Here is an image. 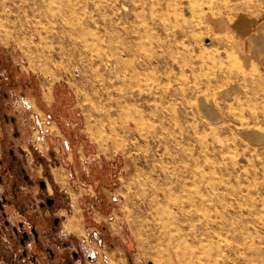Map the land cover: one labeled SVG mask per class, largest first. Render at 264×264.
Returning a JSON list of instances; mask_svg holds the SVG:
<instances>
[{
	"label": "rangeland",
	"instance_id": "obj_1",
	"mask_svg": "<svg viewBox=\"0 0 264 264\" xmlns=\"http://www.w3.org/2000/svg\"><path fill=\"white\" fill-rule=\"evenodd\" d=\"M263 15L264 0H0V108L21 120L13 133L7 122L0 160L46 148L41 80L67 85L89 146L82 163L60 151L31 176L53 207L72 206L69 264H175L169 247L189 264H264V71L235 29ZM96 167L110 174L106 213L84 200Z\"/></svg>",
	"mask_w": 264,
	"mask_h": 264
},
{
	"label": "crops",
	"instance_id": "obj_2",
	"mask_svg": "<svg viewBox=\"0 0 264 264\" xmlns=\"http://www.w3.org/2000/svg\"><path fill=\"white\" fill-rule=\"evenodd\" d=\"M219 25L220 23H218V26ZM235 27L242 36V45L245 55L248 57V61L257 64L259 68L264 71V15L254 20H244L242 18ZM2 68L10 71L0 58V69ZM36 85L38 93H33L32 98L41 111L50 113L52 118L51 124L54 125L55 130L44 137L42 146L46 145V148L43 150L32 145V148L27 149V151L24 146L21 145L22 143L19 144L18 142L19 145H17V147L19 148H14V150L11 148L9 150V157L0 160V172L3 173V182L6 186L4 187L0 184V193L5 192L7 199L10 200L4 204V212L9 223L11 225H19L27 230H29L31 226H34L38 233L36 241L31 239L27 243V257L23 264H69L71 259L67 258L69 257L68 254L65 255L64 252H61L59 247L61 246L62 249L68 248V242L62 241L59 243V239L69 235V232L65 231L63 223L73 214L72 206L68 204L70 206V213H68L66 207H64L65 205L59 204L55 207H53L54 205L51 207L43 205L42 203L45 198L48 197L45 196V193H49L47 192L48 188L43 180H38L37 185L36 181H32L31 176H39L38 168L44 167L45 165L51 168H57L59 166L57 156L60 151H64V153L67 154L66 161H69L68 152H70V154H72V152L78 153V158L82 163L79 150L81 149L83 152L84 149H87L89 146L86 147L87 144L84 141L77 140L78 133H80L78 132L80 131L81 124L80 113L74 109L75 100L68 90L67 85L61 83L60 86L54 87V85H49V82L46 80H41L37 82ZM23 86L25 87L26 85ZM5 87L6 85L2 80V82H0V96L4 94L7 96ZM27 88L30 89L28 85ZM3 110V108H0V137H2V133L5 132V138L2 137L0 141H5L6 138H9L7 122L10 124L12 133L13 129L20 128L19 123L21 122L20 117L15 116L11 117L10 121H8V117ZM76 128L79 130L77 131ZM22 133L23 131L21 134ZM17 138H20V136ZM30 150L36 153L34 154L38 159V165L34 166L28 159L29 154L33 156ZM21 153L25 154V163L21 160ZM51 159H54V161ZM68 165L69 164L66 162L65 166ZM89 172L91 176L87 173H85L84 176L87 180H90V184L97 195L95 198L93 196L85 197L84 200H87L89 204L95 205L102 213H106L108 210L106 208L105 197H103L102 193L103 187L100 185L103 184L107 186V180L110 174H107L106 170H101L97 167L91 169ZM51 173L53 172L51 171ZM87 175L90 177L87 178ZM55 178H57L56 180L60 179L62 181L64 179H62L61 175H57ZM34 185H37L38 188L34 189ZM61 190L60 188L59 191ZM72 191L69 189L64 190L65 195L67 194L65 198L70 199V201L71 194L73 193ZM113 201L115 202L117 199ZM59 211L62 213V219L55 224L53 218ZM85 214L88 219L90 215L87 212L84 213V215ZM95 217L94 220L96 219ZM91 220L92 222L94 221L93 218ZM46 246L54 250V259L47 257L45 252ZM73 253L76 255V252ZM0 264H13V262H11L10 257L7 258V256L0 255Z\"/></svg>",
	"mask_w": 264,
	"mask_h": 264
},
{
	"label": "flooded vegetation",
	"instance_id": "obj_3",
	"mask_svg": "<svg viewBox=\"0 0 264 264\" xmlns=\"http://www.w3.org/2000/svg\"><path fill=\"white\" fill-rule=\"evenodd\" d=\"M0 184L6 187L3 182L2 172H0ZM3 197L5 198V201L2 202V209L0 210V255L7 256V258L10 257L13 264H23L27 257V243L31 239L36 241L38 233L34 226H31L30 229L27 230L19 225H11L9 223L4 212V204L10 200L7 199L5 192L0 193V200ZM54 203L55 200L52 197H46L42 204L51 207ZM53 222L55 224L59 222L56 216L53 218ZM23 232H26V238H23ZM22 238L23 241L21 242L20 239ZM45 252L50 259L55 258V252L51 247L46 246Z\"/></svg>",
	"mask_w": 264,
	"mask_h": 264
},
{
	"label": "bare ground",
	"instance_id": "obj_4",
	"mask_svg": "<svg viewBox=\"0 0 264 264\" xmlns=\"http://www.w3.org/2000/svg\"><path fill=\"white\" fill-rule=\"evenodd\" d=\"M122 6H123V9L126 10V6H125V5H122ZM116 61H117V60H116ZM159 216H160V215H159ZM185 216H186V215H185ZM164 217H165V216H164ZM173 219H174V218H173ZM159 220L161 221V219H159ZM153 221H154V220H153ZM157 221H158V220H157ZM163 221H164V220H163ZM163 221H162V222H163ZM172 221H173V220H172ZM164 222H166V221H164ZM174 222H175V221H174ZM176 222H177V221H176ZM158 225H159V224H157V227H158ZM154 226H155V225H154ZM168 226H169V223H168ZM168 226H167V228H168ZM174 226H175V225H174ZM176 226H177V225H176ZM205 226H206V224H205ZM160 227H161V226H160ZM178 227H181V225H179ZM203 227H204V226H203ZM167 228H166V229H167ZM173 228H174V227H173ZM168 229H169V228H168ZM174 229H175V228H174ZM176 229H177V228H176ZM159 230H160V229H159ZM177 230H178V229H177ZM211 230H212V228H211ZM211 230H210V231H211ZM178 231H179V230H178ZM166 232H167V230H166ZM171 232H172V229H171ZM174 232H175V231H174ZM168 233H169V232H168ZM176 233H177V232H176ZM206 233H207V231H206ZM177 234L180 235L179 232H178ZM177 234H176V235H177ZM211 234H212V233H211ZM157 235H158V234H157ZM157 235H156V236H157ZM181 235H182V233H181ZM197 235H198V234H196V235H195V234H192V237H194V239H195V238L197 239ZM201 235H202V232H201V234L198 235V236H201ZM160 236H161V235H160ZM166 236H167V234H166ZM168 236H169V234H168ZM171 236H172V234H171ZM171 236H170V237H171ZM173 236H174V234H173ZM182 236H183V235H182ZM206 236H207V235H206ZM179 237H180V236H179ZM192 237H191V238H192ZM156 238H158V237H156ZM165 238H166V237H165ZM168 238H169V237H168ZM172 238L175 239V238H177V237H172ZM198 238H199V237H198ZM178 239H179V238H178ZM196 239H195V241H196ZM200 239H201V238H200ZM158 240H159V238H158ZM175 240H176V239H175ZM201 240H202V239H201ZM163 241H165V240H163ZM168 241L171 242V241H173V239L170 238V240H168ZM195 241H194V242H195ZM159 242H160V241H159ZM174 242H176V241H174ZM164 244H165V243H164ZM172 244H173V243L171 242V245H172ZM175 244H176V243H175ZM177 244H178V242H177ZM191 244H192V242H191ZM166 245H167V244H166ZM192 245H193V244H192ZM175 246H176V245H175ZM189 246H190V245H189ZM190 247H191V246H190ZM177 248H178V247H177ZM179 248H180V247H179ZM179 248H178V249H179ZM184 248H185V247H184ZM186 248H187V247H186ZM193 248H194V247H193ZM196 251H197V250H196ZM180 252H181V251H180ZM230 252H231V251H230ZM185 253H186V252H185ZM195 253H197V252H195ZM231 253H232V252H231ZM167 254H168L167 256H168L169 260H170V261H174L175 264H184V263H185V264H189V263H186V261H184V259L181 260V258L179 257L180 255H178V252H177L176 249H172V248L169 247V249H167ZM182 254H183V253H182ZM182 254H181V255H182ZM199 254H200V253H199ZM199 254H198V255H199ZM183 255H184V254H183ZM190 255H191V254H190ZM192 255H193V254H192ZM164 256H165V254H164ZM188 256H189V254H188ZM203 257H204V256H203ZM173 258H174L175 260H173ZM200 258H201V257L196 256V258L193 259L192 261L195 262V260L197 261V260L200 259ZM210 258H211V256H210ZM188 259H189V258H188ZM211 259H212V258H211ZM165 260H166V258H165ZM165 260H164V261H165ZM186 260H187V259H186ZM201 261H202V260H201ZM213 261H214V260H213ZM166 262H167V261H166ZM166 262H165V263H166ZM198 262H199V260H198ZM202 263H203V262H202ZM207 263H208V262H207ZM194 264H196V263H194ZM197 264H200V263H197Z\"/></svg>",
	"mask_w": 264,
	"mask_h": 264
},
{
	"label": "water",
	"instance_id": "obj_5",
	"mask_svg": "<svg viewBox=\"0 0 264 264\" xmlns=\"http://www.w3.org/2000/svg\"><path fill=\"white\" fill-rule=\"evenodd\" d=\"M4 201H5V198L3 197V198L0 200V210L2 209V202H4ZM22 234H23V238H26V237H27L26 232H23ZM23 238L20 239L21 242L23 241Z\"/></svg>",
	"mask_w": 264,
	"mask_h": 264
},
{
	"label": "built area",
	"instance_id": "obj_6",
	"mask_svg": "<svg viewBox=\"0 0 264 264\" xmlns=\"http://www.w3.org/2000/svg\"><path fill=\"white\" fill-rule=\"evenodd\" d=\"M40 125V124H39Z\"/></svg>",
	"mask_w": 264,
	"mask_h": 264
}]
</instances>
